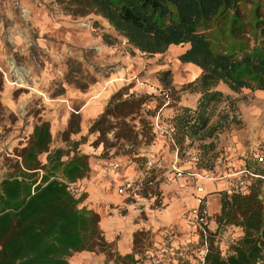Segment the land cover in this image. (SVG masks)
I'll use <instances>...</instances> for the list:
<instances>
[{"label": "rangeland", "instance_id": "rangeland-1", "mask_svg": "<svg viewBox=\"0 0 264 264\" xmlns=\"http://www.w3.org/2000/svg\"><path fill=\"white\" fill-rule=\"evenodd\" d=\"M72 9L69 0H0V179L14 173V162L40 120L49 121L50 148L66 149L68 140L62 132L70 114L79 112L80 132L70 134L69 138L86 135L78 151L89 154L91 170L119 174V179L116 175H112L113 179L107 176L118 200L92 203L90 207L99 214V227L108 243L106 250L96 247L85 250L83 255L82 251L73 253L69 264H132L126 255L134 258L145 251L155 253L157 242L162 245L165 229H173L172 243L174 225L156 229L154 219L156 212L169 202L182 199L183 190L177 184H183L184 180L179 179L172 168L176 161L180 169L195 165V170L214 178L221 174L222 166L217 165L216 160L227 151L233 158L240 156L249 160V166L256 168L250 151L259 145V152L264 153V91L245 88L235 93L219 83L216 88L230 98L222 101L216 112H227L229 119L236 116L238 123L230 122L203 141L195 136L178 144L174 139L159 136L153 126V117L158 112L161 119L171 121L180 107L194 108L200 96L191 83L198 74H192L194 68L190 72L187 64L178 60L184 46L169 47L155 55L131 50L99 15L93 12L79 15ZM261 20H264V0H241L235 10L222 11L202 27L207 31L212 48L242 56L258 50L261 44L258 22ZM232 23L236 27L231 32ZM115 36L118 41L111 42ZM165 70L170 74L163 75L162 81L161 73ZM168 87L173 91L169 102L159 105V91ZM131 92L152 93L158 102L149 101L142 107L141 116L127 118L132 131L129 140L115 138L114 129L107 134L105 145L97 143V133L88 134L89 125L108 102L125 98ZM88 107L94 109L92 114L86 111ZM87 113L90 115L86 120ZM142 118L145 120L141 121ZM210 140L215 143L213 150L200 145ZM214 153L218 154L216 158ZM39 158L44 161L45 154ZM103 161L117 162L119 168L104 170ZM262 166L264 168V164ZM125 181L129 185L125 194L119 195L117 187ZM219 189L225 188H211L208 193L207 225L212 229L216 227L215 215L219 212ZM260 196L264 203V193ZM185 212H181L182 219ZM103 214L113 222L111 231H116L111 240H107L105 232H112L102 225L106 219L101 221ZM130 231H133L128 243L130 249L123 252L118 243ZM240 235V229L228 226L213 238V244L228 253ZM189 240L196 241L197 237ZM256 264H264V261Z\"/></svg>", "mask_w": 264, "mask_h": 264}, {"label": "trees", "instance_id": "trees-1", "mask_svg": "<svg viewBox=\"0 0 264 264\" xmlns=\"http://www.w3.org/2000/svg\"><path fill=\"white\" fill-rule=\"evenodd\" d=\"M240 1L69 0V4L74 13L93 12L106 20L131 50L155 55L165 52L171 45L184 46L178 60L200 68L191 82L200 96L194 108L180 107L170 118L174 126L172 139L181 144L185 138L195 136L203 141L230 122L238 123L236 116L229 119L227 112H216L217 106L230 98L216 88L219 83L235 93L245 88L264 91V20L258 22L261 34L258 50L242 56L212 48L207 31L202 27L222 11L235 10ZM235 27L232 23L231 32ZM117 41V36L112 37L111 42ZM167 74L169 70L161 73L162 81ZM168 88L160 89L159 105L169 102L173 91L172 87ZM151 100L158 102L152 93L131 92L125 98L108 102L89 125L88 134L97 133L95 141L105 145L107 134L115 129V138L129 140L132 131L127 118L141 116L142 107ZM213 116H217L214 121ZM80 121V113L72 112L62 132L68 147L52 149L49 121L40 120L14 162V173L0 179V264H69L73 253L96 247L106 250L108 243L99 227V214L80 205V200L70 195L56 178L60 175L81 185L90 174L89 154L78 151L86 135L79 139L69 138L70 134L80 132ZM200 145L207 150L215 148L213 140ZM43 153L45 160L41 161L39 156ZM217 156L214 153V158ZM254 172L264 173V168L256 167ZM217 192L219 212L215 215L216 227L208 228L209 244L204 264L264 261L262 179H254L245 189L233 184ZM198 211L208 224L205 198L198 205ZM228 226L240 229L241 235L226 253L213 244V238ZM126 257H130L132 264L139 262L132 255ZM177 264L192 263L179 261Z\"/></svg>", "mask_w": 264, "mask_h": 264}, {"label": "crops", "instance_id": "crops-1", "mask_svg": "<svg viewBox=\"0 0 264 264\" xmlns=\"http://www.w3.org/2000/svg\"><path fill=\"white\" fill-rule=\"evenodd\" d=\"M178 46H180V45H178ZM170 47L175 48L177 46L171 45ZM186 64H187V67L189 70L191 68H194V71L191 72V70H190V72L192 74H193V72H195L194 74H199L200 69H197V67L192 65L191 63H186ZM139 68H141V66ZM194 76H196V75H194ZM88 109H89V107H88ZM88 109L86 111L90 112L92 114L94 109L93 108H91L89 110ZM89 115L90 114L87 113V115L84 118L87 120L88 119L87 117ZM83 122H85V120ZM250 154H252L251 151H250ZM224 155H225L224 157L230 162L231 167H229V169L227 170L224 165L220 166L221 167V171H220L221 174L218 177H214L211 180L204 182L205 183L204 184V190H205L204 195L206 196V198H205L206 205H208V202H209L210 195H208V193L210 192L211 188L214 189L216 187H222L223 186L224 188L229 189L230 185L232 184L233 179H235V176H227V174H229L228 171L231 170V171L235 172L236 170H241V169L250 165L249 160L247 162L246 161L247 159H244L242 157L239 158L240 156H236L233 158L232 155L230 153H228L227 151L224 152ZM254 166H256V163ZM249 168H252V167L249 166ZM195 169H196L195 165L194 166L190 165V166H187V168L183 169L184 171H186V173L182 177H178L179 179L184 180L183 184L182 183L179 185L177 184L179 189L183 190L181 192L182 199L175 200L173 202H169L164 208H161V210H158V212H156L157 218L154 219V224L156 226V229L163 227L165 225H167V226L168 225H174V231L175 232H174V238L172 240V245L174 247L178 246L180 243L188 241L191 238L197 237V234L194 230V227L192 225H190L189 223H187V221L185 219H182V216H181V212H183V211L185 212L189 208L197 205V202L195 200V195H196L195 185L202 182L203 179L200 177L202 174L200 172H198V170H195ZM253 170H254V167H253ZM112 175H116V174L114 172L113 173H111V172L104 173V171L102 169L101 170H99V169L91 170L90 177L84 179L83 183H82L83 188L85 190V197L82 200L80 205L86 206L87 208H90L92 206L91 205L92 203H94V205H98V203H100V202L110 203V202H115L116 200H118V197H117L118 195L116 196V194L114 195L112 193L113 188L111 187L110 178H108L109 176L111 177V179L115 178V176L112 177ZM116 176L119 179V177H118L119 174ZM215 196H217V195H215ZM213 198H215V197H213ZM216 199H217V197H216ZM164 209H166V210H164ZM163 211H166L167 213L165 214V212H163ZM206 213H207V210H206ZM207 215H208V213H207ZM107 217L108 216H106L105 214L101 215V221H102V219L106 218L102 221V225L105 229L107 227L111 231V229L113 228V226H112L113 222L110 221ZM105 223H108V225H106ZM100 224H101V222H100ZM110 225H111V228H110ZM208 228L212 229L211 227H209V225H208ZM132 230H134V229L132 228ZM111 232L112 233H108V232L106 233L105 232L106 237H108L107 240H111V237H113L112 236L113 232L115 233L116 231L114 229ZM132 232L133 231H130V233H126L124 235V238L122 240H120L118 243V248L120 250H122L123 252H128V250L130 249L129 240L132 237L131 236ZM193 235H194V237H193ZM156 250L160 251V245H158V242L156 244ZM84 253L85 252L82 251V253H80V254L83 255ZM168 256H169L168 254L164 255L165 261L169 260Z\"/></svg>", "mask_w": 264, "mask_h": 264}, {"label": "built area", "instance_id": "built-area-1", "mask_svg": "<svg viewBox=\"0 0 264 264\" xmlns=\"http://www.w3.org/2000/svg\"><path fill=\"white\" fill-rule=\"evenodd\" d=\"M124 42V41H123ZM143 53V52H142ZM168 102L163 104L165 106ZM153 126L155 132L162 137H168L172 139V134L174 131L173 123L170 120L161 119L159 116V112L155 115L153 119ZM259 145H255L251 148V156L253 157V162L256 163V167L263 168L264 164V153L259 152ZM150 163V162H149ZM217 165H224L225 168L231 167L230 162L223 156H220L216 160ZM119 168V163L117 162H107L103 161V169L104 170H117ZM174 173L178 177H182L186 171L178 168L175 163L172 166ZM229 174L227 176H235V184L243 189L253 181L254 179L261 178L263 181V192L264 193V173H255L253 168L245 167L241 170L228 171ZM198 175V174H197ZM206 175V174H205ZM202 174L200 177L203 179L202 182L195 185V200L197 202L196 206L189 208L185 212V220L187 223L194 227V230L197 234V240L191 241L188 240L186 242L180 243L178 246L174 247L171 243L170 237L173 229H165L162 232V245L160 246V251H155L152 253L150 251H145L142 256H137L138 263L137 264H177L179 261H189L195 264H204L205 255L208 252V225L206 223V219L204 216H201L198 211V205L203 201L206 196L204 195V182L206 180H211V176H205ZM57 180L62 182L67 191L72 195L75 199L80 200V202L84 199L85 190L83 188V184L78 185L74 182H70L60 175L56 176ZM125 181L124 184H121L117 187V193L119 195L125 194L126 189L129 184ZM168 254L169 260L165 261L164 255Z\"/></svg>", "mask_w": 264, "mask_h": 264}]
</instances>
